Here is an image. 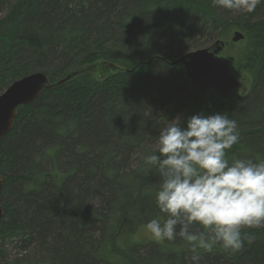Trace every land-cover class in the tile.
I'll return each mask as SVG.
<instances>
[{"label":"trees","instance_id":"obj_1","mask_svg":"<svg viewBox=\"0 0 264 264\" xmlns=\"http://www.w3.org/2000/svg\"><path fill=\"white\" fill-rule=\"evenodd\" d=\"M3 12L0 92L31 72L55 81L100 60L117 69L81 73L18 107L0 140V264H264V227L243 229L253 242L234 254L199 250L198 262L179 236L155 240L146 225L165 218L160 180L144 162L169 121L216 113L238 125L229 163L264 162V0L251 13L213 0H0ZM235 29L258 51L251 83L207 107L213 91L171 61Z\"/></svg>","mask_w":264,"mask_h":264},{"label":"clouds","instance_id":"obj_2","mask_svg":"<svg viewBox=\"0 0 264 264\" xmlns=\"http://www.w3.org/2000/svg\"><path fill=\"white\" fill-rule=\"evenodd\" d=\"M259 0H213V6L251 13ZM179 117L160 129L156 153L145 157L159 177L156 204L164 219L147 230L157 241L184 240L198 262L199 250L236 253L253 238L243 229L264 227V162L226 158L238 143L237 123L227 114ZM179 228V231L177 229ZM196 229L195 231L193 229Z\"/></svg>","mask_w":264,"mask_h":264},{"label":"water","instance_id":"obj_3","mask_svg":"<svg viewBox=\"0 0 264 264\" xmlns=\"http://www.w3.org/2000/svg\"><path fill=\"white\" fill-rule=\"evenodd\" d=\"M243 38V33L235 30L230 41L236 42ZM231 42L217 39L205 47L185 52L172 60L171 64L183 65L188 77L202 92L212 90L221 100L229 101L236 94H242L247 89L246 85H241L233 73L231 59L223 54ZM116 69L117 66L114 63L100 60L77 66L55 81H50L47 74L40 71L31 72L13 80L0 92V140L13 128L18 107L32 103L43 90L56 87L84 72L105 76ZM2 187L3 178L0 173V193ZM2 216L3 207L0 200V219Z\"/></svg>","mask_w":264,"mask_h":264},{"label":"rangeland","instance_id":"obj_4","mask_svg":"<svg viewBox=\"0 0 264 264\" xmlns=\"http://www.w3.org/2000/svg\"><path fill=\"white\" fill-rule=\"evenodd\" d=\"M5 12L0 14V18L4 17ZM235 30H232L229 37L226 38L229 42H231L230 38ZM255 47L256 46L254 44H250L245 39H240L236 42H231V44H229L227 48L223 51V54H225L231 59V66L233 73L239 79L241 85L242 84L248 85V88L251 83L250 82L251 70L254 66V62H256V59L258 57V51L255 50ZM204 100H205V105L207 107H212V108H214L218 102L217 95L214 94L213 92H209L208 94H206ZM7 248H9L8 250L9 257H12L14 251L10 250V244L8 245Z\"/></svg>","mask_w":264,"mask_h":264},{"label":"bare ground","instance_id":"obj_5","mask_svg":"<svg viewBox=\"0 0 264 264\" xmlns=\"http://www.w3.org/2000/svg\"><path fill=\"white\" fill-rule=\"evenodd\" d=\"M51 80V79H50Z\"/></svg>","mask_w":264,"mask_h":264}]
</instances>
